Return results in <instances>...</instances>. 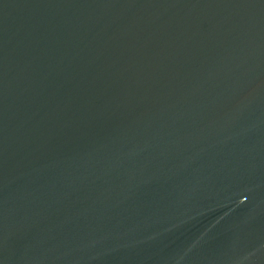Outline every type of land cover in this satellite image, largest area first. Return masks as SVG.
<instances>
[{
    "label": "water",
    "instance_id": "1",
    "mask_svg": "<svg viewBox=\"0 0 264 264\" xmlns=\"http://www.w3.org/2000/svg\"><path fill=\"white\" fill-rule=\"evenodd\" d=\"M0 264H264V0H0Z\"/></svg>",
    "mask_w": 264,
    "mask_h": 264
}]
</instances>
